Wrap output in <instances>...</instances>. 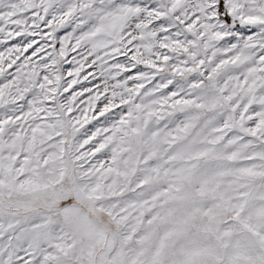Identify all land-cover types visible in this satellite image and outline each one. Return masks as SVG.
I'll return each mask as SVG.
<instances>
[{
	"label": "snow or ice",
	"instance_id": "1",
	"mask_svg": "<svg viewBox=\"0 0 264 264\" xmlns=\"http://www.w3.org/2000/svg\"><path fill=\"white\" fill-rule=\"evenodd\" d=\"M0 264H264V0H0Z\"/></svg>",
	"mask_w": 264,
	"mask_h": 264
}]
</instances>
